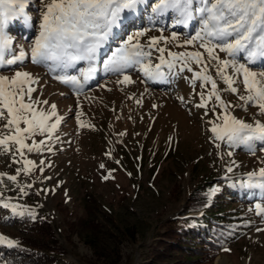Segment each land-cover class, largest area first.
<instances>
[{
	"label": "rangeland",
	"instance_id": "1",
	"mask_svg": "<svg viewBox=\"0 0 264 264\" xmlns=\"http://www.w3.org/2000/svg\"><path fill=\"white\" fill-rule=\"evenodd\" d=\"M35 7L33 0L29 12L34 20L38 19ZM148 27L153 25L148 15L143 14L127 32ZM154 27H165V36H170L172 31L177 33L179 39L167 46L171 51L203 52L193 45L177 46L194 33L195 23L187 28H173L170 22H158ZM9 31L14 50L21 46L27 50L36 28H25L14 22ZM159 35L155 30L148 33V36ZM145 40L146 37L141 38L142 43ZM115 46L110 41L107 51ZM160 46L165 45L161 42ZM104 54L107 53L102 50V58ZM158 56L154 51V64L159 63ZM81 66L83 62L77 68ZM191 66L199 71L196 64ZM178 68L179 65L172 74H167L164 68L166 77L157 81L129 70L127 74L133 83L128 84L118 83L122 76L105 74L101 68L79 95L70 85L54 79V73L32 64L30 59L22 66L0 70V74L9 77L16 70L39 77L33 98L47 100L49 105L37 107L48 110L54 103L58 115L63 118L55 134L58 139L51 143V152L28 153L25 150V158L36 165L30 175L21 173L18 177L21 185H33L27 190L28 194L20 196L15 185L6 178L7 188L0 185L5 197L32 208L36 216L47 221L58 264L165 263L163 256H155L156 251L164 249L162 241L174 227L185 225L184 217L202 215V212L181 215L199 188L202 190L200 197L210 204L215 201L211 205L224 216L232 234L212 262L206 264H264V231H257L264 229V216L257 214L255 209L257 203L264 205V191L240 187L247 173L264 167L261 163L264 151L260 150L259 142L255 145V155L244 145L229 148L226 143L213 142L214 134L208 121L219 123L216 117L220 109L213 113L212 102H209L207 115L206 109L197 108L198 93L202 90L200 81L193 90L190 79L193 74L187 70L176 74ZM254 70L259 71V68ZM210 72L218 87L225 88L214 69ZM68 73L76 74V69H68ZM240 88L242 94V84ZM210 89L208 84L203 90ZM221 95L233 105L242 103L237 95L228 92ZM181 96L183 102L178 99ZM232 112L249 123L254 119L264 122V116L257 115L255 107L249 106L247 111L234 108ZM4 122L0 120V125ZM34 139L39 141L44 137L37 135ZM229 151L233 153L231 157L227 155ZM16 159L20 162L14 163L11 153L5 154L0 149V172L15 175L16 169L23 167L19 155ZM41 160L45 162L43 172L39 171ZM232 161L239 166L233 165L234 171L226 173ZM109 171L111 177L105 180ZM25 220L0 208V234L18 243L23 238L33 239ZM9 250L0 245V264H7V258L11 257Z\"/></svg>",
	"mask_w": 264,
	"mask_h": 264
},
{
	"label": "snow or ice",
	"instance_id": "2",
	"mask_svg": "<svg viewBox=\"0 0 264 264\" xmlns=\"http://www.w3.org/2000/svg\"><path fill=\"white\" fill-rule=\"evenodd\" d=\"M35 4L36 20L29 12L33 0H0V70L13 65L22 66L26 59H30L32 64L54 73V79L70 85L79 95L101 68L105 74L122 76L118 83L128 84L133 83L127 74L129 70L157 81L172 74L179 65L176 74L185 70L193 74L190 78L193 90L200 81V101L195 106L206 109L205 115L209 102H212L213 113L220 109L216 117L220 122L208 121L214 134L213 142L226 143L229 148L244 145L252 155L256 154L255 145L259 142L260 150L264 151V122L254 119L249 123L232 112L234 108L247 111L251 106L257 108V115L264 116V0H35ZM143 14L148 15L153 27L127 32ZM14 22L25 28H36L27 50L23 46L14 50L9 31ZM158 22H170L173 28H187L195 23L194 33L177 46L193 45L203 52L171 51L167 46L179 37L175 31L165 36V27H154ZM153 30L159 31L160 35L148 36ZM144 37L146 40L142 43ZM110 41L116 46L108 52ZM161 42L165 46L161 47ZM102 50L107 53L103 58ZM154 51L159 53V63L155 64L152 59ZM220 53L224 56L221 57ZM81 62L83 66L77 68ZM193 63L199 71H194ZM164 68H167V74ZM256 68L259 71L254 70ZM68 69H76V74H69ZM210 69H214L215 76L225 88L218 87ZM39 83V77L27 71L16 70L11 77L0 74V120L5 121L0 125V149L5 154L11 153L14 163L20 162L17 155L23 161V167L17 168L15 175L0 172V185L7 188L6 178L15 185L20 196L27 195L33 185H21L18 177L21 173L30 175L36 170L35 162L25 158V150L28 153L51 152V143L58 139L55 134L63 119L54 103L48 110L37 107L49 105L47 100L33 98ZM208 84L211 89L205 92L203 89ZM222 92L237 95L242 103L233 105L222 98ZM178 99L184 101L182 96ZM83 126L81 123L80 127ZM37 135L44 139L35 140ZM28 140L32 143H27ZM216 147L219 148L220 144L217 143ZM227 155L231 157L233 153L229 151ZM39 163V171L43 172L45 162L41 160ZM233 165H236L235 161L226 167V173L234 171ZM110 177L111 171L104 179ZM240 187L264 191V167L247 173ZM0 208L10 210L11 215L19 219H36L32 208L13 203L12 198L5 197L2 191ZM255 209L257 214L264 216V205L257 203ZM0 245L19 246L17 241L2 234Z\"/></svg>",
	"mask_w": 264,
	"mask_h": 264
},
{
	"label": "trees",
	"instance_id": "3",
	"mask_svg": "<svg viewBox=\"0 0 264 264\" xmlns=\"http://www.w3.org/2000/svg\"><path fill=\"white\" fill-rule=\"evenodd\" d=\"M197 191L192 194L188 206L181 215L198 212H202V215L198 218L184 217L185 225L174 227L172 233L162 241L163 251L155 252V256H163L166 261L162 264L212 262L216 252L232 235L224 216L215 210V205H211L215 201H211L210 204L208 200L200 197L202 190L199 188ZM25 222L28 223V233L33 239H20L18 247L10 248L11 257L7 258V264H58L52 245L53 234L47 221L37 215L34 221L26 218ZM186 226L189 229L186 230Z\"/></svg>",
	"mask_w": 264,
	"mask_h": 264
}]
</instances>
